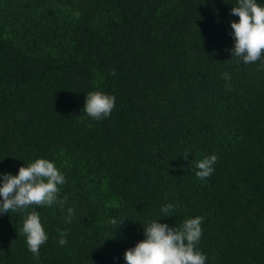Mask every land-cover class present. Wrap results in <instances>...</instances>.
I'll list each match as a JSON object with an SVG mask.
<instances>
[{
    "label": "trees",
    "instance_id": "1",
    "mask_svg": "<svg viewBox=\"0 0 264 264\" xmlns=\"http://www.w3.org/2000/svg\"><path fill=\"white\" fill-rule=\"evenodd\" d=\"M235 3L0 0V172L45 157L66 176L63 205L27 209L48 233L38 256L26 213L0 214V264H126L141 223L195 216L206 264H264V58L232 57ZM94 89L110 116L82 111Z\"/></svg>",
    "mask_w": 264,
    "mask_h": 264
},
{
    "label": "clouds",
    "instance_id": "2",
    "mask_svg": "<svg viewBox=\"0 0 264 264\" xmlns=\"http://www.w3.org/2000/svg\"><path fill=\"white\" fill-rule=\"evenodd\" d=\"M231 13L239 17L231 21V35L234 37L230 49L232 57L235 56L242 64L264 58V0H236ZM115 102L114 95L94 89L86 93L82 111L93 119H102L111 115ZM216 160L214 153L196 160L195 175L200 179L210 176ZM65 182L64 172L54 160L45 157L25 161L16 174L0 172V214L18 210L26 213L20 232L34 255H39L40 246L48 240V233L39 211L27 209L33 205H63L66 197L61 198L59 193L60 185ZM172 207V204H166L162 211L168 212ZM67 212L70 221L73 209L69 207ZM160 218L141 223L144 238L125 251L126 264H206V255L196 247L202 235V218L188 217L180 227L161 223ZM112 222L115 223L114 220ZM65 243L66 238L61 234L59 244Z\"/></svg>",
    "mask_w": 264,
    "mask_h": 264
}]
</instances>
